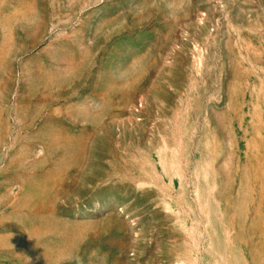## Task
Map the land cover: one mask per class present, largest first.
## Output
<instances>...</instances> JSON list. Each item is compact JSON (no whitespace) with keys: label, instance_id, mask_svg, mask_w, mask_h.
<instances>
[{"label":"rangeland","instance_id":"1","mask_svg":"<svg viewBox=\"0 0 264 264\" xmlns=\"http://www.w3.org/2000/svg\"><path fill=\"white\" fill-rule=\"evenodd\" d=\"M0 264H264V0H0Z\"/></svg>","mask_w":264,"mask_h":264}]
</instances>
